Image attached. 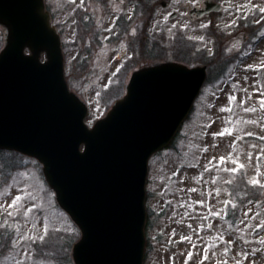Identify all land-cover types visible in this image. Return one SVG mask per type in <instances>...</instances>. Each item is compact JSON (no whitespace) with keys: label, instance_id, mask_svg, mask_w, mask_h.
Segmentation results:
<instances>
[{"label":"rangeland","instance_id":"obj_1","mask_svg":"<svg viewBox=\"0 0 264 264\" xmlns=\"http://www.w3.org/2000/svg\"><path fill=\"white\" fill-rule=\"evenodd\" d=\"M44 1L63 43L64 79L86 103L89 126L125 94L134 70L169 60L206 65L178 136L149 159L144 264H264V0H217L219 12L198 18L188 10L203 0H171L165 8L151 0ZM10 154L0 155V264H74L78 227L40 164ZM235 160L245 167L232 174ZM45 225V240L32 239Z\"/></svg>","mask_w":264,"mask_h":264},{"label":"water","instance_id":"obj_2","mask_svg":"<svg viewBox=\"0 0 264 264\" xmlns=\"http://www.w3.org/2000/svg\"><path fill=\"white\" fill-rule=\"evenodd\" d=\"M219 9L207 1L196 12ZM0 26V148L42 164L81 232L75 264H142L148 159L187 117L206 65L169 60L134 70L124 96L89 128L86 104L64 79L60 35L44 0H0Z\"/></svg>","mask_w":264,"mask_h":264},{"label":"snow or ice","instance_id":"obj_3","mask_svg":"<svg viewBox=\"0 0 264 264\" xmlns=\"http://www.w3.org/2000/svg\"><path fill=\"white\" fill-rule=\"evenodd\" d=\"M262 12H264V8H261L260 9ZM167 19V17H165ZM186 27V26H185ZM201 27H204V25H201ZM195 39H198V40H204V37L203 36H198V37H195ZM247 67H251V65H246ZM261 66H264V65H261ZM231 99H235L234 97H232ZM262 106H264V98H262ZM225 131H230L229 129H225ZM213 135H223V133H213ZM262 139H264V137H262ZM228 157L227 156H221L219 159L220 161H224L226 160ZM235 163V167H232L230 169H227L228 172L232 173V174H235L238 170H242L244 169L245 165L243 163H241L239 160H235L234 161ZM257 172H259V170H257ZM250 183L253 184V185H260L261 184V181L259 179H256V178H252L250 180ZM21 197L20 195H16L15 197H13L12 199V203L9 205V207H14L19 201H20ZM31 209L29 208L28 211H30ZM25 214H27V211L25 212ZM47 225H45V229H44V232L45 234L44 235H40L39 237H36V236H33L32 239H39L41 241H44L45 238H46V235H47ZM25 237L23 235H21L19 237L20 240H23ZM182 240L183 239H187L186 237L184 236H181L180 237ZM225 251H227V249H225ZM191 253H189V258H191Z\"/></svg>","mask_w":264,"mask_h":264},{"label":"trees","instance_id":"obj_4","mask_svg":"<svg viewBox=\"0 0 264 264\" xmlns=\"http://www.w3.org/2000/svg\"><path fill=\"white\" fill-rule=\"evenodd\" d=\"M152 1V3L153 4H156V2L158 1V0H151ZM153 45L151 46V47H149V49H152V47H154L156 44L153 42L152 43ZM155 44V45H154ZM181 45H183L182 43H181ZM157 46V45H156ZM158 49H160V47H157ZM152 50H154L155 51V49H152ZM152 50L151 51H149V52H151L152 53ZM181 60V59H180ZM184 61V60H183ZM220 71V70H219ZM219 71H216V73L217 74H219L220 72ZM5 152L6 151H0V155L2 154V153H4L5 154ZM11 154L10 155H13L14 157H16V158H18V159H24V157L23 156H21L20 154H18V153H15V152H10ZM3 165V164H2ZM2 165H1V167H2ZM3 168V167H2ZM243 185L245 186L246 185V187L248 188V186H247V182L246 183H244L243 182Z\"/></svg>","mask_w":264,"mask_h":264},{"label":"flooded vegetation","instance_id":"obj_5","mask_svg":"<svg viewBox=\"0 0 264 264\" xmlns=\"http://www.w3.org/2000/svg\"><path fill=\"white\" fill-rule=\"evenodd\" d=\"M163 6H164V8L165 7H169L170 6V2H166Z\"/></svg>","mask_w":264,"mask_h":264}]
</instances>
